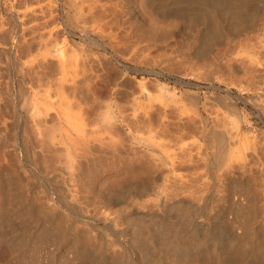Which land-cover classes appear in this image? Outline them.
Returning a JSON list of instances; mask_svg holds the SVG:
<instances>
[{"label": "rangeland", "instance_id": "1", "mask_svg": "<svg viewBox=\"0 0 264 264\" xmlns=\"http://www.w3.org/2000/svg\"><path fill=\"white\" fill-rule=\"evenodd\" d=\"M183 1L0 0V264L171 260L153 223H178L183 210L196 240L181 264H219L232 243L255 258L220 264H264V0H249L254 24L235 37L230 16L216 32L199 14L220 6ZM219 134L235 137L215 165Z\"/></svg>", "mask_w": 264, "mask_h": 264}, {"label": "bare ground", "instance_id": "2", "mask_svg": "<svg viewBox=\"0 0 264 264\" xmlns=\"http://www.w3.org/2000/svg\"><path fill=\"white\" fill-rule=\"evenodd\" d=\"M14 1V0H13ZM38 1V0H37ZM52 1H54V0H52ZM150 1H152V0H150ZM157 2H158V0H156ZM162 1V0H161ZM164 1V0H163ZM174 1H176L177 2V0H174ZM185 1V3H186V1H187V3H189L188 1H193V3H196L197 1H200V2H207V1H209L208 3L210 4V2L214 5V6H217L216 8H218L219 6L221 7V11H218V14H217V16H218V18H217V16H216V14L215 15H211L210 14V12L209 13H206L205 12V10H202V8H201V12L199 13L200 15H201V17L204 19V20H206V22H207V24L209 23L208 22V20H210V16H212L211 18H213L212 20H213V23H212V25H211V27H210V31L211 30H214L215 29V31L217 32L218 30H219V28H220V25H221V23H219V21H218V19H219V17H220V14L222 15V13H224V15H226V16H230V21H231V26H229V28H228V32L230 33V34H232V35H234V37H235V35H237V34H239V33H241L243 30H245L246 28L248 29V27H251L252 26V24H254L253 23V17H252V19L250 18V19H248V14H249V11H250V5H248V2H249V0H184ZM184 1H183V4H184ZM65 2H67V1H65ZM74 2V1H73ZM175 2V3H176ZM179 2V1H178ZM181 2V1H180ZM190 2V3H191ZM54 2H52V4H53ZM118 3V2H117ZM156 3V2H155ZM158 3H160V2H158ZM158 3H156V4H158ZM161 3H163V2H161ZM165 3V2H164ZM163 3V4H164ZM182 3V2H181ZM197 3H199V2H197ZM196 3V4H197ZM120 4V3H119ZM155 4V5H156ZM169 4V3H168ZM177 4V3H176ZM179 4V3H178ZM211 4V5H212ZM74 5V4H73ZM72 5V6H73ZM98 5V4H97ZM165 6L167 5V4H164ZM170 5V4H169ZM182 5V4H181ZM193 5V4H192ZM205 5V7H207L206 6V4H204ZM28 6V5H27ZM157 6V5H156ZM159 6V5H158ZM157 6V7H158ZM161 6V5H160ZM180 6V4L178 5V7ZM191 6V5H190ZM202 6V5H201ZM163 7L164 6H162V9H163ZM171 7H172V4H171ZM174 7H176V6H174ZM182 7H183V5H182ZM184 7H185V5H184ZM186 7H189V4H188V6H186ZM198 7V9H200L199 7L200 6H197ZM219 7V8H220ZM24 8H26V7H24ZM122 8V7H121ZM156 8V7H155ZM167 8V7H166ZM166 8H164V11H165V9ZM103 9V8H102ZM182 8L180 7V9H178L177 8V10H179V12H180V10H181ZM206 9V8H205ZM209 9V8H208ZM19 10V9H18ZM105 10V9H104ZM108 10V9H107ZM158 10V9H157ZM183 10V9H182ZM186 10V9H185ZM184 10V12L186 13V11ZM193 10V9H192ZM218 10V9H217ZM22 11V10H21ZM163 11V13H165ZM167 11V10H166ZM169 11H170V8H169ZM175 11V10H174ZM189 12H190V9L188 10ZM187 11V12H188ZM196 11H198V10H196ZM24 12V11H23ZM104 12V11H103ZM115 12V11H114ZM118 12V11H117ZM162 12V11H161ZM178 11H177V13H179ZM213 12V11H212ZM252 12H253V10H252ZM68 13V12H67ZM167 13V12H166ZM173 12H171V14H172ZM214 13H215V10H214ZM213 13V14H214ZM181 14V13H180ZM198 14V12L196 13V15ZM26 15V14H25ZM69 15V14H68ZM81 15V14H80ZM170 15V14H169ZM175 15H176V13H175ZM187 15H188V13H187ZM106 16V15H105ZM115 16V15H114ZM193 16V15H192ZM199 15H197L196 17H198ZM254 16V15H253ZM10 17V16H9ZM12 17V16H11ZM76 17V16H75ZM102 17V16H101ZM187 17V16H186ZM223 17H225V16H223ZM167 18V17H166ZM184 18V17H183ZM202 18H201V20H202ZM70 19V18H69ZM68 19V20H69ZM105 20H109V19H105ZM128 20V19H127ZM185 20H186V18H185ZM220 20V19H219ZM225 20V19H224ZM70 21V20H69ZM99 21V20H98ZM101 21V20H100ZM192 21H193V19H192ZM220 21H222V25H223V23H224V21H223V19L222 20H220ZM230 21H229V23H230ZM202 22V21H201ZM210 22H211V20H210ZM76 23V22H75ZM101 23V22H100ZM131 23V22H130ZM202 23H205V21L204 22H202ZM79 24V23H78ZM82 24V23H81ZM206 24V23H205ZM76 25V24H75ZM204 25V24H203ZM207 26V25H206ZM226 26H228V25H226ZM93 27V26H92ZM227 28V27H226ZM225 28V29H226ZM262 28H264V27H262ZM204 29V28H203ZM222 29H224L223 27H222ZM246 29V30H247ZM187 31V30H186ZM219 32V31H218ZM246 32V31H245ZM209 33V32H208ZM211 33V32H210ZM221 33V32H220ZM220 33H217V34H220ZM226 33H227V31H226ZM9 34V33H8ZM229 34V35H230ZM185 35V34H184ZM205 35L206 36H208L206 33H205ZM220 35H222V34H220ZM227 35V34H226ZM190 36V35H189ZM201 36V35H200ZM210 36V35H209ZM208 36V37H209ZM211 37H212V33H211ZM218 37H219V35H218ZM262 37V36H261ZM260 37V38H261ZM12 38V37H11ZM100 38H101V36H100ZM184 38V37H183ZM214 38H216V37H214ZM89 39V38H88ZM212 40H213V38H211ZM217 39V38H216ZM215 39V40H216ZM238 40V39H237ZM208 41V40H207ZM209 41H210V39H209ZM217 41V40H216ZM73 42V41H72ZM184 42V41H183ZM203 42V41H202ZM233 42V41H232ZM207 44V43H206ZM259 44V43H258ZM178 45V44H177ZM191 45V44H190ZM205 45V44H204ZM109 46V45H108ZM258 46V45H257ZM216 47V46H215ZM259 47V46H258ZM213 48V47H212ZM178 49V48H177ZM250 49V48H249ZM186 50H188V49H186ZM243 51V50H242ZM201 53V52H200ZM214 53V52H213ZM235 53V52H234ZM239 53V52H238ZM232 55V54H231ZM262 55H264V54H262ZM252 56V55H251ZM194 57H195V55H194ZM205 57V56H204ZM218 58V57H217ZM255 58V57H254ZM249 59V58H248ZM252 60V59H251ZM197 61V60H196ZM257 61V60H256ZM259 62V61H258ZM14 64V63H13ZM199 64V63H198ZM204 66V65H203ZM202 66V67H203ZM220 66V65H219ZM235 67V66H234ZM224 69V68H223ZM227 69V68H226ZM206 73V72H205ZM209 73V72H208ZM215 74V73H214ZM242 74V73H241ZM228 75V74H227ZM214 76V75H213ZM217 76V75H216ZM215 76V77H216ZM223 77V76H222ZM229 78V77H228ZM231 80V79H230ZM187 82V81H186ZM184 83V82H183ZM231 84V83H230ZM197 85V84H196ZM239 85V84H238ZM244 87V86H243ZM186 89V88H185ZM245 89V88H244ZM187 90V89H186ZM19 91V90H18ZM19 93V92H18ZM11 94V93H10ZM26 94V93H25ZM193 97V96H192ZM26 98H27V95H26ZM34 98H35V96H34ZM17 99V98H16ZM30 99V98H29ZM23 100V99H22ZM229 100V99H228ZM24 101V100H23ZM191 101H193V100H191ZM35 102V101H34ZM192 103H194V102H192ZM197 103V102H196ZM35 104V103H34ZM33 104V105H34ZM37 104V103H36ZM107 105V104H106ZM105 105V106H106ZM230 105V104H229ZM109 106V105H108ZM23 107V106H22ZM230 107V106H229ZM105 110H106V108H105ZM229 110H230V108H229ZM230 112V111H229ZM232 112V111H231ZM105 113V112H104ZM110 114V113H109ZM234 114V113H233ZM25 115V114H24ZM104 115V117H106L107 116V114H103ZM106 115V116H105ZM231 116V115H230ZM110 117V116H109ZM222 117H224V116H222ZM107 118V117H106ZM205 118V117H204ZM233 118V117H232ZM235 118V117H234ZM229 119H231V118H229ZM110 120V118L108 119V121ZM206 120V119H205ZM236 120V119H235ZM234 120V121H235ZM111 121V120H110ZM207 121V120H206ZM228 122V121H227ZM204 123V122H203ZM234 123H236V121L234 122ZM233 125V124H232ZM235 125V124H234ZM149 126V125H148ZM150 127V126H149ZM213 127V126H212ZM216 127H218V126H216ZM231 128V127H230ZM131 129V128H130ZM140 129V128H139ZM145 129V128H144ZM149 129V128H148ZM217 129V128H216ZM4 130V129H3ZM202 130V129H201ZM219 130V129H218ZM235 130V129H234ZM10 131H12V130H10ZM150 131V130H149ZM149 131H147V132H149ZM154 131V130H153ZM237 131V130H236ZM13 132V131H12ZM152 132V131H151ZM222 131H220V134H222L221 133ZM226 132V131H225ZM232 132V131H231ZM0 133H1V131H0ZM2 133H3V131H2ZM26 133V132H25ZM141 133H144V132H141ZM214 133H215V131H214ZM85 133H83V135H84ZM145 134V133H144ZM149 134H152V133H149ZM154 134V133H153ZM216 134V133H215ZM219 134V137L218 136H216L217 138H219V141L220 142H218V143H220V144H217V146L219 147L218 148V151H217V154H215L214 152H212V154L214 155V156H216L215 157V163L213 162V160H212V163L213 164H215V165H217V164H220V163H223L225 160H226V158H228V157H226L227 156V153H228V150H230L231 149V146H230V143L233 141H231V138L233 137H235V136H237L238 134H236V132L234 133V134H232V135H235V136H231V137H229L228 135H226V136H224V135H220ZM224 134V133H223ZM246 134V133H245ZM13 135V134H12ZM217 135H218V133H217ZM248 135V134H247ZM209 136V135H208ZM23 137V136H22ZM28 137H29V135H28ZM142 137H143V134H142ZM145 137V136H144ZM238 137V136H237ZM246 137V136H245ZM137 138V137H136ZM135 138V139H136ZM147 138V137H146ZM149 138V137H148ZM154 138H155V136H154ZM232 138V139H233ZM238 138H240V137H238ZM133 139H134V137H133ZM168 139V138H167ZM237 139V138H236ZM235 139V140H236ZM9 140V139H8ZM7 140V141H8ZM23 140V139H22ZM139 140V139H138ZM137 140V141H138ZM150 140V141H149ZM146 139L145 140V142L147 141V143H146V145L147 146H152L153 147V144H154V146H157V145H155V143L153 142V138H152V140L151 139ZM158 140V139H157ZM6 141V142H7ZM140 141H141V139H140ZM231 141V142H230ZM246 141V140H245ZM23 142V141H22ZM214 142V141H213ZM240 142V141H239ZM239 142H237L236 141V143L238 144ZM243 141H241V143H242ZM13 143V142H12ZM138 143H140V142H138ZM153 143V144H152ZM158 143V142H157ZM161 143H164V142H161ZM208 143V142H207ZM145 144V143H144ZM160 144V143H159ZM232 144V143H231ZM234 144H235V142H234ZM233 144V145H234ZM237 144H235L234 146H236ZM248 144V143H247ZM243 145V144H242ZM256 145V144H255ZM261 145V144H260ZM4 146V145H3ZM169 146V145H168ZM214 146V145H213ZM239 146V145H238ZM22 147H24V146H22ZM151 147V148H152ZM157 147H160L161 148V150H163L161 153H163L164 154V149H162L164 146H157ZM159 148V149H160ZM165 148V147H164ZM213 148H215V147H213ZM240 148V147H239ZM27 149V148H26ZM154 149V148H153ZM167 149H169V148H167ZM216 149H217V147H216ZM23 150V149H22ZM143 150V149H142ZM155 150V149H154ZM153 150V151H154ZM169 150H171V149H169ZM214 150V149H213ZM240 150V149H239ZM246 150H247V147H246ZM75 151V150H74ZM159 151V150H158ZM248 151V150H247ZM30 152V151H29ZM77 152V151H76ZM148 152V151H147ZM171 152V151H170ZM216 152V151H215ZM236 152V151H235ZM24 153V152H23ZM225 153H226V158L224 157V155H225ZM28 154V153H27ZM154 154H155V152H154ZM173 154V153H172ZM206 154V153H205ZM229 154H230V156H231V152H229ZM228 154V155H229ZM234 153L232 152V155H233ZM33 155V154H32ZM152 155V154H151ZM161 155V154H160ZM154 156V155H153ZM155 156H157V155H155ZM213 156V157H214ZM73 157V156H72ZM212 157V158H213ZM222 157L223 158H225V160H220V159H222ZM238 157V156H237ZM19 158V157H18ZM218 158H219V160L221 161V162H219V161H217L218 160ZM240 158V157H239ZM15 159V158H14ZM234 159V158H233ZM19 160V159H18ZM240 160V159H239ZM34 161V160H33ZM159 161V160H158ZM216 161H217V164H216ZM223 161V162H222ZM242 161V160H241ZM261 161V160H260ZM259 161V162H260ZM245 162H246V160H245ZM252 163V162H251ZM255 163V162H254ZM253 163V164H254ZM248 164H249V162H248ZM255 164H257V163H255ZM261 164V163H260ZM15 165V164H14ZM169 165V164H168ZM250 165V164H249ZM262 165H264V164H261V165H258V166H261L262 167ZM247 166V165H246ZM251 166H254V165H250V166H247V167H251ZM70 167H71V165H70ZM240 167V166H239ZM244 167V166H243ZM243 167H241V169L243 168ZM255 167V166H254ZM254 167H253V169H254ZM249 168H247V169H244L245 171L247 170V172H245V173H248V172H250L251 170L249 169ZM70 169H73V168H69V170ZM237 169V168H236ZM257 169V168H256ZM172 170V169H171ZM232 170V169H231ZM230 170V171H231ZM240 170V169H239ZM249 170V171H248ZM24 171V170H23ZM167 171V170H166ZM233 171V170H232ZM236 171V170H235ZM234 171V172H235ZM55 172H57V171H55ZM72 172V171H71ZM241 172H243V170L241 171ZM17 173V172H16ZM45 173V172H44ZM228 173H230V172H228ZM237 173V172H236ZM244 173V172H243ZM20 174V173H19ZM49 174V173H48ZM252 174H254V173H252ZM54 175H55V173H54ZM238 175V174H237ZM236 175V176H237ZM262 175H264V171H262ZM10 176V175H9ZM57 176V175H56ZM241 177V174H240V172H239V175H238V177ZM247 176V175H246ZM245 176V177H246ZM170 177V176H169ZM147 178V177H146ZM134 179V178H133ZM223 179V178H222ZM226 179V178H225ZM250 179V178H249ZM254 179V178H253ZM9 180V179H8ZM206 180V179H205ZM15 181V180H14ZM51 181V180H50ZM16 182V181H15ZM253 182H254V180H253ZM153 183V182H152ZM203 183V182H202ZM219 183V182H218ZM143 184V183H142ZM146 184V183H145ZM149 184V183H148ZM15 186V185H14ZM137 186V185H136ZM143 186H146V185H143ZM152 186V185H151ZM208 186V185H207ZM253 186V185H252ZM22 187V186H21ZM67 187V186H66ZM135 187V186H134ZM245 187V186H244ZM247 187V186H246ZM4 188V187H3ZM85 188V187H84ZM92 188V187H91ZM147 188H148V186H147ZM161 188V187H160ZM222 188V187H221ZM237 188V187H236ZM17 189V188H16ZM62 189V188H61ZM70 189V188H69ZM87 189V188H86ZM126 189V188H125ZM140 189V188H139ZM153 190H154V188H152ZM165 189V188H164ZM242 189V188H241ZM90 190V189H89ZM127 190V189H126ZM125 190V191H126ZM141 190V189H140ZM142 190H144V189H142ZM147 190V189H146ZM157 190V189H156ZM161 190V189H160ZM186 190V189H185ZM229 189H227V191H228ZM256 190V189H255ZM85 191V190H84ZM165 191V190H164ZM164 191H161V192H163L164 193ZM241 191V190H240ZM251 191V190H250ZM253 191V190H252ZM259 191H260V189H259ZM2 192V191H1ZM63 192V191H62ZM70 192H72L71 190H70ZM138 192V191H137ZM148 192V191H147ZM160 192V195L162 194ZM167 192V191H166ZM165 192V193H166ZM255 192H258V191H255ZM7 193V192H6ZM16 193V192H15ZM96 193V192H95ZM141 193H142V191H141ZM141 193H140V195H141ZM146 193V192H145ZM156 193V192H155ZM157 193H159V192H157ZM156 193V194H157ZM171 193V192H170ZM204 193V194H203ZM202 194L203 195H201V197H202V199H205L206 201H202L204 204H202L203 206H205V202H207V201H210V202H212V200L213 199H215V197H216V192H214V191H212V192H208L207 194H205L206 192H203ZM235 193V192H234ZM245 193H247V191L245 192ZM250 193H252V192H250ZM254 193V192H253ZM262 193V192H261ZM131 194V193H130ZM237 194V193H236ZM240 194V193H239ZM1 195V194H0ZM19 195V194H18ZM24 195V194H23ZM88 195H89V193H88ZM135 195V194H134ZM154 195V194H153ZM158 195V194H157ZM170 195V194H169ZM200 195V194H199ZM229 195L230 194H226V195H224V198H225V196H227L226 198L227 199H230L231 198V196H230V198H229ZM234 195V194H233ZM61 196V195H60ZM64 196V195H63ZM118 196V195H117ZM137 196V195H136ZM134 197V198H137V197ZM145 196H146V194H145ZM149 196V199H150V195H148ZM164 195L162 194V196L161 197H163ZM166 196V195H165ZM170 196H172V195H170ZM190 196V195H189ZM219 196V195H218ZM238 196V195H237ZM246 196H247V194H246ZM248 196H250V198L249 197H247V198H249V201L250 202H252L253 200H254V198H255V200L257 201L258 199L257 198H259V197H256L255 196V194H252V196H251V194H249ZM258 196H260V200H261V202L262 203H264V201H262V198H264V194H259ZM175 196H173V198H174ZM239 197V196H238ZM244 197V196H243ZM242 197V198H243ZM65 198V197H64ZM146 198H147V196H146ZM153 198V197H152ZM151 198V199H152ZM167 198H168V196H167ZM166 198V199H167ZM225 198V199H226ZM234 198V197H233ZM24 199V198H23ZM22 199V200H23ZM157 199V198H156ZM155 199V200H156ZM170 200H172V198H169ZM177 199V198H176ZM244 199V198H243ZM246 199V198H245ZM5 200V199H4ZM3 200V201H4ZM13 200V199H12ZM144 200H145V197H144ZM143 200V201H144ZM169 200V201H170ZM175 200V199H174ZM235 200V199H234ZM237 200V199H236ZM254 200V201H255ZM140 201H141V199H140ZM142 201V202H143ZM157 202L155 203V205H157L156 206V208L157 207H160L161 209H164V208H166L167 206H168V204H167V206H166V203H165V201H162V198L160 199V200H156ZM166 201H168V199L166 200ZM177 201V200H176ZM180 201V200H179ZM239 201V200H238ZM241 201V200H240ZM248 201V202H249ZM253 201V202H254ZM22 202V201H21ZM24 202V201H23ZM141 202V203H142ZM233 202H235V201H233ZM237 202V201H236ZM260 201H259V203H261ZM25 203H26V201H25ZM28 203V202H27ZM111 203V202H110ZM113 203V202H112ZM111 203V204H112ZM135 203H136V201H135V199H134V202H132V201H130V202H128V206L132 209L133 208V210H134V208H136V205H135ZM145 203V202H144ZM148 203H150V202H148ZM183 203V202H182ZM199 203V202H198ZM239 203V202H238ZM257 203V202H256ZM19 204V203H18ZM30 204V203H29ZM147 204V203H146ZM207 205H209L208 204V202L206 203ZM250 204V203H249ZM255 204V203H254ZM6 205V204H5ZM45 205V204H44ZM139 205H141V204H139ZM150 205H152V204H150ZM243 205H245V204H243ZM21 206V205H20ZM46 206V205H45ZM81 206V205H80ZM122 206V205H121ZM145 206V205H144ZM143 206V207H144ZM153 206V205H152ZM152 206H149V204H148V207H151L152 208ZM210 206V205H209ZM227 206V205H226ZM253 206V205H252ZM11 207V206H10ZM14 207V206H13ZM43 207V206H42ZM146 207H147V205H146ZM7 208V207H6ZM17 208V207H16ZM26 208H28V207H26ZM160 208H158V209H160ZM207 208H209L208 206L207 207H205V208H203L202 207V209H201V211H202V213H200V215H199V217L202 219V217H206L207 218V215L205 216V211L207 210ZM225 208V207H224ZM120 209V208H119ZM138 209H140V208H138ZM173 209V208H172ZM157 210V209H156ZM166 210H167V208H166ZM222 210V209H221ZM220 210V211H221ZM139 211V210H138ZM160 211V210H159ZM164 210H162V212H163ZM168 211V210H167ZM218 211V210H217ZM252 211V210H251ZM126 212V211H125ZM198 212H200V210L198 211ZM211 212V211H210ZM114 213V212H113ZM164 213V212H163ZM167 213V212H166ZM183 213H184V215L183 214H181L182 215V217H181V215L179 214V216L180 217H178V218H182V219H179V222L178 223H176L175 221L174 222H164L163 224H159L160 222L162 223V221H156V222H158V224H156V223H153V224H155V226H158L159 227V231H160V238H162L163 240L162 241H164V242H162L163 243V246H165L166 245V250H170L171 252V256L173 255V259H171L170 260V258L167 260V259H162V260H164V261H162L161 260V258H160V260L158 259V258H156V259H154L153 260V262H155L156 264H157V262H159V264H174V263H176L177 261H178V263L177 264H181V262L182 261H184V259L185 258H187L188 256H190V255H193V253H190L191 251H189V248L190 247H192V245H193V243H194V240H196V238L194 237V234L193 235H190V234H187L186 235V233H188V231L187 230H189V229H187L186 231H185V228L183 227V225H185V224H182V223H180V221H184V217L186 216V217H188L187 216V214H185V212H184V210H183ZM217 213V212H216ZM129 214H130V212H129ZM212 214H213V212H212ZM211 214V215H212ZM220 214V213H219ZM218 214V215H219ZM30 215V214H29ZM145 216V215H144ZM153 216V215H152ZM213 216V215H212ZM217 216V215H216ZM215 216V217H216ZM133 217V216H132ZM219 217V216H218ZM217 217V218H218ZM154 218V217H153ZM197 218V217H196ZM210 218H212V217H210ZM214 218V217H213ZM216 218V219H217ZM233 218V217H232ZM165 219V218H164ZM169 219V218H168ZM199 219V218H198ZM198 219H195V220H197L195 223L197 224H195V226H193V227H195V230L197 229V230H199L200 229V231H202L201 229L202 228H200V226H202V225H204V227H206L205 226V224H204V220H202V221H200V219L198 220ZM13 220V219H12ZM137 220V219H136ZM154 220V219H153ZM178 220V219H177ZM186 220V219H185ZM214 220H215V218H214ZM214 220H212V221H214ZM11 221V220H10ZM133 221H134V219H133ZM144 221V220H143ZM187 221H188V219H187ZM253 221V220H252ZM256 221V220H255ZM184 222H186V221H184ZM183 222V223H184ZM118 223V222H117ZM152 223V222H151ZM151 223H149V224H147V226H148V228H151V226H153ZM206 223V222H205ZM2 224V223H1ZM57 224V223H56ZM56 224H55V226H56ZM151 224V225H150ZM182 224V225H181ZM192 224H193V222H192ZM193 224V225H194ZM144 225H146V224H144ZM181 225V226H180ZM207 225V224H206ZM211 226H212V224H210ZM59 226V225H58ZM62 226V225H61ZM61 226L59 227L60 229H62L61 228ZM135 226V225H134ZM154 226V227H155ZM186 226H188V224L186 225ZM192 226V225H191ZM72 227V226H71ZM140 227V226H139ZM180 227H182V228H180ZM203 227V228H204ZM207 227H209V225L207 226ZM218 227H220V226H218ZM54 228H56V227H54ZM58 228V227H57ZM141 228V227H140ZM188 228V227H187ZM210 228V227H209ZM259 228V227H258ZM59 229V230H60ZM157 229V228H156ZM211 229V228H210ZM15 230V229H14ZM14 230H12V231H14ZM20 230V229H19ZM54 230H56V229H54ZM59 230H56V232H58ZM140 230V229H139ZM158 230V229H157ZM196 230V231H197ZM205 230V229H204ZM206 230H207V228H206ZM141 231V230H140ZM190 231V230H189ZM208 231V230H207ZM206 231V232H207ZM210 231V230H209ZM214 231V230H213ZM221 231V230H220ZM219 231V232H220ZM254 231V230H253ZM88 232V231H87ZM139 232V231H138ZM184 232V233H183ZM193 232H194V230H193ZM234 232V231H233ZM16 233V232H15ZM14 233V234H15ZM64 233V232H63ZM78 233V232H77ZM214 233V232H213ZM221 233V232H220ZM224 234H225V231L223 232ZM220 234L219 236L217 235V237H223L222 235H224V234ZM228 233V232H227ZM154 233H151V235H153ZM231 234V233H230ZM229 234V235H230ZM232 234H235V233H232ZM12 235V234H11ZM145 235V234H144ZM147 235V234H146ZM149 235V234H148ZM189 235V236H188ZM205 235V234H204ZM213 235H215V234H213ZM226 235V234H225ZM224 235V236H225ZM228 234H227V236H229ZM45 236V235H44ZM86 236H87V234H86ZM89 236V235H88ZM226 236V237H227ZM254 236V235H253ZM61 237V236H60ZM145 237V236H144ZM187 237H190V240L189 239H187ZM207 237H209L210 238V236H207ZM230 237H232V236H230ZM148 238H150V236L148 237ZM152 238V237H151ZM153 238H155V236L153 237ZM152 238V239H153ZM158 238V237H157ZM219 238V239H220ZM225 238V237H224ZM229 238V237H228ZM233 238V237H232ZM84 239V238H83ZM89 239V238H88ZM217 240H218V238H216ZM154 240V239H153ZM161 239H159V241H160ZM222 241H225L224 239H221ZM220 240V243L219 244H222L223 245V243H221L222 241ZM226 240H227V238H226ZM233 240V239H232ZM232 240H230V243H231V241ZM107 241V240H106ZM148 241H152L151 239L150 240H148ZM236 241V240H235ZM137 242V241H136ZM154 242L155 241H153V244H154ZM199 242V241H198ZM197 241H196V243H198ZM201 242V241H200ZM199 242V243H200ZM218 242H219V240H218ZM228 242V241H227ZM227 242L226 243H224V244H226V245H228V244H230L229 242H228V244H227ZM234 242V241H233ZM13 243V242H12ZM146 243V242H145ZM149 243V242H148ZM106 244V243H105ZM151 245H152V242L150 243ZM156 244V243H155ZM165 244V245H164ZM234 243H232V245H233ZM235 244H236V242H235ZM107 245V244H106ZM140 245H141V243H140ZM142 245H144V244H142ZM147 245V244H146ZM150 245V246H151ZM231 245V247H230V245H229V247L227 248L225 245H223V248L225 247V249H226V251H225V249H223L224 250V252H226L225 254H218V255H221V257L220 258H222V260L225 262V260H226V258H224V257H227V258H235L236 256H238V255H242L243 257H244V255H246L245 257H247V255H250L251 257H254L255 258V255L253 254L254 253V250H253V252L252 251H250V250H248V251H245V250H242V249H240V247H238L237 245H238V243H237V245H233L232 246ZM253 245H255V244H253ZM138 246V245H137ZM145 246V245H144ZM149 246V245H148ZM158 246V245H157ZM198 246V245H197ZM240 246V245H239ZM93 247V246H92ZM108 247V246H107ZM151 247H153V245L151 246ZM96 248H97V246H96ZM119 248V247H118ZM145 248V247H144ZM147 248V247H146ZM145 248V249H146ZM213 248V247H212ZM241 248H243L242 246H241ZM249 247H247V249H248ZM251 248V247H250ZM249 248V249H250ZM95 249V248H94ZM143 249V248H142ZM141 249V250H142ZM145 249H143L144 251H145ZM150 249V248H149ZM156 249V248H155ZM217 249V248H216ZM220 249V248H219ZM219 249H217V251L219 250ZM243 249H246V248H243ZM246 249V250H247ZM213 250V249H212ZM252 250V249H251ZM150 251H152V250H147L146 252L148 253V254H150L149 252ZM219 251H221L222 252V250L220 249ZM145 252V253H146ZM154 253V252H153ZM166 253H168L167 251H166ZM146 255V254H145ZM224 255V256H223ZM225 255H227V256H225ZM252 255H254V256H252ZM257 255V254H256ZM194 256V255H193ZM213 257V259H215L216 260V257H214V256H212ZM239 257V259L241 258L240 256H238ZM76 258V257H75ZM154 258V257H153ZM189 258V257H188ZM193 258V257H192ZM190 259V258H189ZM188 259V260H189ZM236 259V258H235ZM238 259V260H239ZM258 258H256V260H257ZM12 260V259H11ZM88 260V259H87ZM87 260H86V262L84 261V260H82L83 262H85V263H87ZM222 260H220L219 261V264H220V262L222 261ZM241 260H244V258H242ZM246 260V259H245ZM247 260H248V257H247ZM92 261V260H91ZM258 261V260H257ZM3 262V261H2ZM6 262V261H5ZM81 262V261H80ZM79 262V263H80ZM82 262V263H83ZM216 262H218L217 260H216ZM224 262H223V264H224ZM24 263V262H23ZM81 263V264H82ZM229 263H231V262H229ZM252 263L253 264H257L256 263V261H254L253 262V258H252ZM261 263V262H260ZM78 264V263H77ZM183 264H184V262H183ZM192 264V263H191ZM194 264V263H193ZM222 264V263H221Z\"/></svg>", "mask_w": 264, "mask_h": 264}]
</instances>
